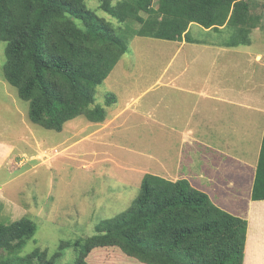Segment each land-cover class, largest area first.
<instances>
[{"label":"rangeland","instance_id":"1","mask_svg":"<svg viewBox=\"0 0 264 264\" xmlns=\"http://www.w3.org/2000/svg\"><path fill=\"white\" fill-rule=\"evenodd\" d=\"M100 3L86 0L88 8L114 28H126L125 23L98 9ZM253 6L261 19L250 33V44L240 49L245 54L229 53L222 58L223 51H217L211 43L230 39L228 31L207 32L192 23V38L208 46L187 43L164 73L177 42L129 38V51L96 89L95 102L100 105H105L106 93L120 91L116 102L108 107V120L95 123L80 116L61 132L30 120L29 102L21 99L17 88L4 78L6 42L0 41V143L11 149L6 162L2 158L0 163V222L8 224L28 217L36 223L34 234L15 251L17 256L27 257L38 250L48 259L62 243L71 241L72 245L60 251L56 264H74L80 250L74 242L100 235L98 224L128 209L141 189L143 177L152 174L173 181L190 178L191 185L208 194L225 215L242 218L244 261L250 221L243 205L252 192L264 116L238 104L205 98L198 92L205 84H230L232 97L242 96L237 92L241 87L252 99H264V0H257ZM213 62L218 64L215 72ZM220 63L225 66L221 68ZM180 71L177 87L163 86L169 75ZM214 73L221 75L214 79ZM256 76L261 84H257ZM152 84L155 88L138 98ZM125 100L129 104H124ZM253 104L262 106L263 101ZM200 119L208 124L204 135L197 136L198 130L195 135L187 133ZM113 123L119 125L117 130L109 127ZM216 148L225 153L223 158ZM6 255L8 250H0V259ZM42 260L34 257L32 261L40 264ZM86 261L145 264L118 247L94 248Z\"/></svg>","mask_w":264,"mask_h":264},{"label":"trees","instance_id":"2","mask_svg":"<svg viewBox=\"0 0 264 264\" xmlns=\"http://www.w3.org/2000/svg\"><path fill=\"white\" fill-rule=\"evenodd\" d=\"M256 1L157 0L155 6L154 0H101L98 9L125 23L119 29L89 9L86 0H0V41L6 42L7 59L3 75L29 102L30 120L46 129L61 132L80 116L102 123L117 96L106 93L100 105L96 89L129 51V38L205 44L190 34L195 23L207 32L228 31L230 39L218 45H248L261 19L253 12ZM251 199L264 200V132ZM244 223L225 215L189 180L147 174L128 209L103 219L97 226L100 235L74 242L80 249L74 264H89L86 256L97 247H118L145 264H242ZM35 230L28 217L0 222V250H8L0 264H33L34 257L44 258L40 264H56L60 251L72 245L62 243L48 259L38 250L17 256Z\"/></svg>","mask_w":264,"mask_h":264},{"label":"crops","instance_id":"3","mask_svg":"<svg viewBox=\"0 0 264 264\" xmlns=\"http://www.w3.org/2000/svg\"><path fill=\"white\" fill-rule=\"evenodd\" d=\"M167 41H169V40H167ZM173 42H177L176 45H178V46H176V49H173L174 55H173L172 59L169 61L168 66L166 67L164 73L167 72L172 61L182 51V48L185 47V45L187 43H190V42H187L185 40L173 41ZM217 43L218 42H216V45L213 44L212 47L215 48L217 51H223V53L221 54L222 58L227 57L229 55V53H232L235 55H237L239 53H244V54L247 53L244 50H240L243 46H247V45L229 47V46H224L221 43H220V45H218L219 43L218 44ZM202 45L205 47L208 46L207 44H202ZM248 53H250V52H248ZM249 58L250 57H248V56L246 57V60L248 63L250 62ZM258 58H260V56H258ZM192 62H194V61H192ZM224 62H227V60ZM220 64H221V68H223L225 66V64H223V63H220ZM217 65L218 64H215V62H213L212 69L214 72L217 69ZM163 74L161 75L160 79L164 76ZM181 74H182V71L172 73L171 75H169V77H167V81H165L166 83L163 84V86L164 85L168 86V88L174 87V86L177 87V84H178L177 80ZM215 75L216 76H214V79L217 76H220L221 74L216 73ZM192 76H195V75H192ZM160 79L157 80V83L159 82ZM255 79H257L256 80L257 84H261V82L259 81L257 76ZM188 83L193 84L194 82L192 80H189ZM154 85L155 84H152V85H150V87L146 91L140 92L138 94V98L143 96L150 89H154L155 88ZM159 85L160 84H158L157 87ZM217 85H220V84L217 83ZM217 85L216 84H214V85L213 84H205L204 86L201 87L198 94L204 95L205 98H213L215 100H220L226 104H234V105L238 104L239 106L246 107L248 110L253 109V110H256L258 112H262L263 116H264V99L263 100H261L260 98H258V100L252 99L251 96L249 97V95H247L245 93V89L242 90L241 87L237 89V92L239 94H241L242 96L235 98V97H232L233 96V90L230 89V84H227V86H224V87L222 84V85H220L221 88L218 87L219 88L218 90H217ZM114 91L117 93L116 96L119 97L120 91H118V90L117 91L114 90ZM263 95H264V93H263ZM149 99L153 100L154 97L149 98ZM125 101L126 102H123L124 104H129L128 100H125ZM252 101H258V102L263 101V104H262V106H257L256 104L255 105L253 104V106H252ZM250 107H251V109H250ZM108 118H109V113H108V117H107L106 121L108 120ZM216 118H217V120H219L218 117H216ZM222 120L224 121L225 119H222ZM247 121H248V124H251V117L250 118L248 117ZM198 125H199V127H197ZM230 125H228V127H230ZM236 126H238V125H236ZM109 127H111L112 130H117L119 125H115L113 123ZM207 127H208V124H206L204 122V120L200 119L199 121L196 122V124H194V128L188 129L187 133L195 135L194 131L196 132V130H198L197 136H202V135H204V131L206 130ZM220 131H223V130H220ZM109 134H112V131ZM10 150H11L10 147H5L2 143H0V163H1L2 158L5 159V162H6V159L9 156ZM216 150L219 153L220 158H223L225 153L219 148H216ZM7 153H8V155H7ZM224 167H226V165H224ZM255 169H256V167H255ZM254 175H255V172H254ZM188 180L190 181V178ZM190 183H192V182L190 181ZM252 184H253V182H252ZM251 189H252V187H251ZM243 207H244V215L246 217H248V219L250 221V229H249V233L247 234V243H246V250H245L246 252H245L243 264H264V200H252L251 194H250L247 202L243 205Z\"/></svg>","mask_w":264,"mask_h":264}]
</instances>
